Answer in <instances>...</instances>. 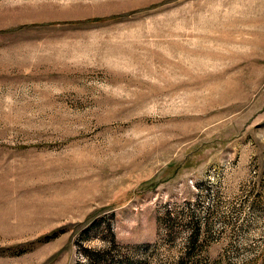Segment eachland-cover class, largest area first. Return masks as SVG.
<instances>
[{"label":"rangeland","instance_id":"1","mask_svg":"<svg viewBox=\"0 0 264 264\" xmlns=\"http://www.w3.org/2000/svg\"><path fill=\"white\" fill-rule=\"evenodd\" d=\"M0 264H264V0H0Z\"/></svg>","mask_w":264,"mask_h":264}]
</instances>
